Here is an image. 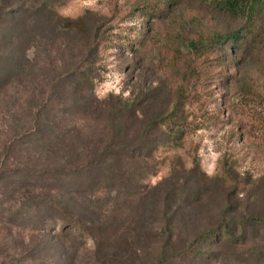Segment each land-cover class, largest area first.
Wrapping results in <instances>:
<instances>
[{
  "label": "rangeland",
  "instance_id": "374dc122",
  "mask_svg": "<svg viewBox=\"0 0 264 264\" xmlns=\"http://www.w3.org/2000/svg\"><path fill=\"white\" fill-rule=\"evenodd\" d=\"M192 18L241 22L0 0V264H264V82L242 98L250 43L193 55Z\"/></svg>",
  "mask_w": 264,
  "mask_h": 264
},
{
  "label": "trees",
  "instance_id": "16d2710c",
  "mask_svg": "<svg viewBox=\"0 0 264 264\" xmlns=\"http://www.w3.org/2000/svg\"><path fill=\"white\" fill-rule=\"evenodd\" d=\"M205 3L216 16L224 17L233 21H241L236 27L223 29L212 24L210 19H195L186 21L185 26L191 24L197 28L199 35L187 36L188 44L193 55L211 51L215 46L222 45L226 41L250 43V52L253 62L250 70L253 74L242 83L243 96H251L259 93L260 84L264 82V0H195ZM180 27V25H179ZM179 34L172 36L170 48L179 50L177 40ZM180 52V50H179ZM177 55L172 59V66H177ZM188 73L194 74L195 61L192 60Z\"/></svg>",
  "mask_w": 264,
  "mask_h": 264
},
{
  "label": "clouds",
  "instance_id": "9594fccd",
  "mask_svg": "<svg viewBox=\"0 0 264 264\" xmlns=\"http://www.w3.org/2000/svg\"><path fill=\"white\" fill-rule=\"evenodd\" d=\"M97 95H98V98H100V99H104L105 98V96L103 94L98 93Z\"/></svg>",
  "mask_w": 264,
  "mask_h": 264
}]
</instances>
